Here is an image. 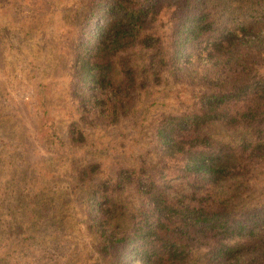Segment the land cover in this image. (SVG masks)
Segmentation results:
<instances>
[{"label": "trees", "instance_id": "obj_1", "mask_svg": "<svg viewBox=\"0 0 264 264\" xmlns=\"http://www.w3.org/2000/svg\"><path fill=\"white\" fill-rule=\"evenodd\" d=\"M79 16L81 121L111 126L131 112L139 73L197 91L154 120L147 159L95 182V164L71 163L78 215L50 217L34 187L0 205V240L26 247L36 235L38 264H264V179L253 175L264 177V0H91ZM66 136L76 147L83 128ZM71 237L83 244L60 254Z\"/></svg>", "mask_w": 264, "mask_h": 264}, {"label": "rangeland", "instance_id": "obj_2", "mask_svg": "<svg viewBox=\"0 0 264 264\" xmlns=\"http://www.w3.org/2000/svg\"><path fill=\"white\" fill-rule=\"evenodd\" d=\"M89 1L0 0V205L6 211L21 200L22 189L34 187L44 190L50 217L55 211L69 214L71 208L78 215L71 163L95 164V182L119 165L147 159L154 120L191 105L197 91L169 76L147 83L139 73L141 88L128 115L111 126L81 121L70 63L79 15ZM136 60L143 69L139 55ZM73 122L83 128L84 138L69 147L66 135ZM33 237L26 247L0 240L6 264H38L36 251L42 246ZM82 244V238L71 237L59 253L72 255ZM42 245L49 255L57 251Z\"/></svg>", "mask_w": 264, "mask_h": 264}]
</instances>
